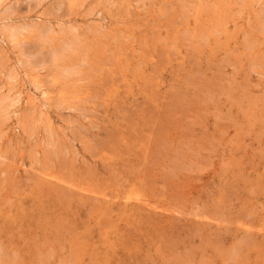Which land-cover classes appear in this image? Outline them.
Instances as JSON below:
<instances>
[{
	"label": "rangeland",
	"instance_id": "1",
	"mask_svg": "<svg viewBox=\"0 0 264 264\" xmlns=\"http://www.w3.org/2000/svg\"><path fill=\"white\" fill-rule=\"evenodd\" d=\"M0 6V264H264V0Z\"/></svg>",
	"mask_w": 264,
	"mask_h": 264
},
{
	"label": "bare ground",
	"instance_id": "2",
	"mask_svg": "<svg viewBox=\"0 0 264 264\" xmlns=\"http://www.w3.org/2000/svg\"><path fill=\"white\" fill-rule=\"evenodd\" d=\"M2 0H0V2H1ZM4 3V2H3ZM2 6V5H1ZM0 6V7H1ZM263 21V20H262ZM4 27H6V26H4ZM8 27V26H7ZM12 28V27H11ZM264 28V27H263ZM20 29V28H19ZM5 31H7V30H5ZM9 31H11L10 29H9ZM21 31H24L23 29H21ZM263 31V30H262ZM8 32V31H7ZM19 32V31H18ZM9 33V32H8ZM8 33H7V35H8ZM16 33V32H15ZM10 35H11V33H10ZM14 36V35H13ZM14 38H16V37H14ZM70 45H72V44H70ZM253 45V44H252ZM66 47H69V46H66ZM64 48V47H63ZM70 48H71V46H70ZM69 49V48H68ZM61 50V49H60ZM56 53V52H55ZM56 55V54H55ZM53 57H55V56H53ZM56 58V57H55ZM255 59V58H254ZM45 61V60H44ZM29 62V61H28ZM32 63V62H31ZM38 64V63H37ZM34 65V64H33ZM15 95V94H14ZM13 95V96H14ZM16 96V95H15ZM18 96V95H17ZM16 96V97H17ZM5 98V97H4ZM8 99H9V97H7ZM15 98V97H14ZM11 100V99H10ZM13 100V99H12ZM181 101V100H180ZM1 102V101H0ZM250 233V232H249ZM239 249V248H238ZM231 251V250H230ZM176 256V255H175ZM238 256V255H237Z\"/></svg>",
	"mask_w": 264,
	"mask_h": 264
}]
</instances>
